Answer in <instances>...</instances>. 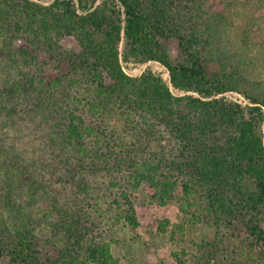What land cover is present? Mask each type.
<instances>
[{
	"label": "trees",
	"instance_id": "trees-1",
	"mask_svg": "<svg viewBox=\"0 0 264 264\" xmlns=\"http://www.w3.org/2000/svg\"><path fill=\"white\" fill-rule=\"evenodd\" d=\"M222 1L208 10L210 0H0V258L44 264L45 242L37 229L46 224L59 242L53 241L51 264H125L110 242L88 233L82 215L61 202L59 191L50 190L38 161L7 143L5 126L28 116L39 118L54 146L90 159L92 168H127L132 187L147 183L160 205L177 199L184 220L174 232L203 221L218 231L242 230L244 262L235 264H264V0ZM68 35L79 51L63 49ZM169 38L178 42L179 61L169 54ZM22 41L48 54L54 67L44 69L48 62ZM130 60L160 63L170 85L185 94H174L151 69L131 76L122 65ZM63 62L68 72L58 74ZM49 70L57 75L46 78ZM68 90L80 93L74 108L57 119L56 111L50 123L42 114L53 113L57 93ZM228 92L248 103L227 98ZM108 111L124 115L127 130L106 133ZM155 135L161 137L156 149ZM90 139L97 148L89 147ZM123 196L119 220L136 227L134 203ZM38 203L49 209L35 211ZM167 224L161 221L160 230ZM213 243L196 246L205 256Z\"/></svg>",
	"mask_w": 264,
	"mask_h": 264
},
{
	"label": "rangeland",
	"instance_id": "rangeland-1",
	"mask_svg": "<svg viewBox=\"0 0 264 264\" xmlns=\"http://www.w3.org/2000/svg\"><path fill=\"white\" fill-rule=\"evenodd\" d=\"M42 4H49L53 0H37ZM95 5L103 0H94ZM76 3L77 0H75ZM223 6L222 0H210L207 5L208 10H213ZM169 54L174 61L181 60V52L178 42L175 38L165 40ZM62 47L68 52H77L80 46L74 36H64L61 39ZM21 46L37 54L39 59L48 62L44 69H51L55 62L50 61V56L40 51H34L32 47L21 42ZM124 44L121 43L122 51ZM261 61L257 62L260 67ZM125 72L131 76H139L145 70L151 69L161 75L170 85L167 69L156 61L138 62L134 60L122 61ZM67 62L62 63V69L58 72H68ZM50 71V70H49ZM51 70L45 75L46 78L52 77ZM264 72V69L261 71ZM174 94L183 95L184 92L174 89L170 85ZM58 92L56 95L57 104L52 106L53 113L44 111L45 116L49 117L50 123H53L59 116H67L68 112L74 108L73 98L80 95L79 91L68 90ZM225 96L231 100L239 101L243 104L248 101L236 92L225 93ZM59 115L57 116V112ZM55 116L56 119H55ZM88 119H94L93 116H87ZM102 125L106 127V133L121 134L126 128L125 116L122 114H112L110 111L103 116ZM41 118V117H40ZM18 118H15L9 126H5V136L8 144L16 143L20 151L28 159H36L41 166V172L47 177L50 184V190H57L61 193V202L68 207L75 209L82 215L84 223L88 227V233L98 240H105L111 243L112 251L121 262L125 264H177L175 253H178L184 260V264H235L244 262V258L239 255L241 240L245 239L246 234L238 229H225L219 231L208 222L197 224H186L183 232H174V224L181 223L184 215L179 209L177 199L170 201L167 205H160L154 198L153 189L147 184H142L138 189L132 187L129 179L126 177L127 168L122 172H112L107 166L98 165L92 168L93 162L90 159H79L71 149L63 151L60 147L54 146L49 135L43 129L38 119L31 120L28 116L22 121L20 126ZM126 134V133H125ZM59 137L54 136V139ZM3 138V139H4ZM159 135L153 136L151 148L156 149L159 145ZM4 139V140H5ZM164 139V138H163ZM162 144H167V139ZM91 149L97 148L98 143L94 139L88 141ZM172 145V144H171ZM71 150V151H70ZM68 158V163H67ZM42 164V165H41ZM128 194L134 203L138 225L131 226L125 219L119 220L125 207L124 194ZM54 195V194H53ZM39 204V203H38ZM37 204V205H38ZM34 205L41 206L42 213L46 209L45 204ZM44 206V207H43ZM32 208V209H33ZM46 209V210H45ZM168 220L166 231L160 230L161 221ZM41 241L48 245L43 246L42 256L44 264H51V260L56 254L53 248V233L50 226L42 224L37 229ZM217 231V232H216ZM47 236L51 237L48 241ZM207 240L213 243L208 250L207 255L199 253L196 243ZM246 241V239H245ZM51 243V245L49 244ZM217 243V247H215ZM59 247V242L57 241ZM211 253V256L208 255ZM233 257L234 261L230 262ZM0 264H16L9 259L0 258Z\"/></svg>",
	"mask_w": 264,
	"mask_h": 264
}]
</instances>
